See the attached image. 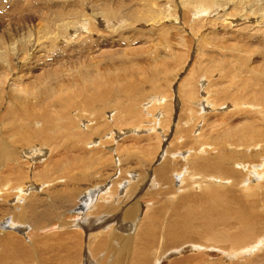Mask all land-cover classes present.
Returning a JSON list of instances; mask_svg holds the SVG:
<instances>
[{"label":"bare ground","instance_id":"1","mask_svg":"<svg viewBox=\"0 0 264 264\" xmlns=\"http://www.w3.org/2000/svg\"><path fill=\"white\" fill-rule=\"evenodd\" d=\"M141 1H144V8L140 7L136 13L159 3L155 0H128L125 5ZM194 2L199 3L200 6L190 11L187 7ZM240 2L243 0H178L177 4L179 8L181 7L182 18L185 19L183 21L191 22L195 17L196 20L193 21L196 25L202 17H205L204 14L208 10L217 11L225 5L223 3L234 7L240 5ZM262 2L264 3V0ZM73 3L69 5L71 22L69 18L67 20V16L62 17V23L55 25L56 31L68 32L71 23L76 26L77 22H80L76 20L82 14V10L79 9L78 4H75L76 2ZM116 4L117 9L121 10L122 6ZM116 7L114 13L120 11ZM156 7L158 11L145 10V13L152 14L154 19L165 18L162 6L158 4L153 9ZM256 7L262 9L261 4H256ZM142 14L143 12L141 17L146 19ZM171 16L173 15L170 13L169 17ZM129 18L134 19L135 14L131 13ZM243 19L240 18L238 22H243ZM245 21L248 20L245 18ZM80 23L81 29L90 34L87 28L88 20L85 19L84 23ZM240 23L232 24L240 26L245 22ZM187 26L189 24L185 23L184 27ZM184 27H179L178 31L185 33ZM195 28L196 32L200 29L197 25ZM73 32L65 43L74 38L76 31ZM87 33L85 34L88 35ZM232 34L230 33L228 37L235 41L234 45L226 49L222 48L221 53H230L224 60L221 58L216 60V56L212 55L213 52L209 49H204L205 54L203 45L202 49L199 46L201 41L193 44L192 38L187 40L181 34V46L192 48V43L194 45L192 51H199L197 53H200L202 65L205 66L208 61H213L216 64H224L223 68L219 73L217 69L215 73L219 76H215V79L211 80L208 77V80H205L202 69L195 71V61H193L191 67L186 68L185 76L177 83L175 101L172 100L173 95L168 88L161 93L159 91L164 98L161 100L152 98L148 107L142 104L143 97L139 87L130 84H126V88H123L124 101L119 103L115 95L111 94L114 90L103 87L104 81L100 75L92 76L88 80V75L95 73L90 72L94 67L90 68L89 64H86L88 67L85 65L83 68L80 67L79 72L74 75H70L69 69V71L65 70L70 63V66L73 65L74 59L78 58L70 56L74 53L72 50L87 52L97 45L92 46L90 43L91 47L87 45V48L83 42L79 43V46H73L67 57V54L56 56L55 51L51 64L41 68L52 67L48 75L54 79L53 81L57 79L58 82L63 81V85L60 84V87L49 90L43 99L32 97L30 101H26L29 104L21 102L9 104L5 101L0 107L3 108L0 111V178H3L0 181V212H2L0 213V264H159L168 253L178 255L184 248L191 254L194 253L193 256H186L187 258L184 257L174 264H217L221 259H216L214 256L221 255L228 263L241 262L248 260V257L257 251L256 249L262 247L264 243V79L248 71L251 69L250 66L244 68L243 60L238 56L242 52H249L250 48L246 51L249 47L247 45L249 43L246 42L250 41V33L239 36ZM90 36L92 35L87 36L86 40ZM220 39L214 38V40ZM168 40L164 41L165 49L172 44L171 40L167 42ZM58 42L60 41L56 38L50 40L52 45H58ZM144 44L146 43L142 45ZM172 46L169 48L170 53H176L173 60L175 65L179 66L181 59L178 60V54L175 52L178 49H171ZM56 48L54 50H62ZM1 52L3 53L0 57L4 61L9 53L7 50ZM92 52L91 55L95 53ZM261 53L264 54L263 51ZM75 54L77 56V52ZM203 55H208V58L206 56L205 59L202 58ZM236 58L238 59L235 60ZM54 65L56 68H53ZM39 70L40 67L35 70L30 68L23 73L28 76L27 79L36 82L43 74L38 73ZM63 71L65 72L62 73ZM170 72L173 74L174 71ZM75 76L78 77L72 80L71 78ZM174 77L177 79L179 74ZM221 77L225 80L223 84L219 83L218 78ZM89 82L91 85H88ZM28 85L35 86L31 83ZM158 90L162 89L159 87ZM55 100L58 102H54ZM20 101L25 102L22 99ZM50 106L60 107V111L51 114ZM107 109V113L110 109L116 110L109 120L106 112L103 113ZM143 117H147L148 124L147 121L142 123ZM173 118L176 122L172 124ZM233 118L241 122L238 128L230 129L227 127L228 121ZM83 120L86 123L79 122ZM6 121V124L10 122L11 124L4 128L2 126H5ZM57 123L59 126H56ZM123 125L126 128L128 126L134 128H131L132 132L131 130L123 132L120 130ZM136 125L138 126L135 127ZM159 128L166 129L163 133L171 129L172 143L164 150L128 149L126 153L121 154L118 147H112L110 150L114 157L115 154L117 155L115 160L112 153L109 155L98 149L105 139L116 143L121 135L128 134V137L133 136L136 139L148 137L146 140H150L151 135L158 139L162 136L157 133ZM91 135L95 138L92 139ZM116 135L117 138L114 139ZM126 139L128 138L123 140ZM28 148L31 150L30 154L40 152L41 155L37 156V160L48 161L51 163V169L59 173V176L60 173L63 176L46 184H36L34 177L37 178L38 175L30 170L37 165L33 167L28 163V161L35 163L36 157L31 155L34 159L30 160L26 156ZM65 149L67 152L70 149L72 161L65 157L69 156L65 153ZM73 149H78L76 151L80 153H74L73 156ZM60 150L64 151L65 155L60 158L61 161L56 162L53 159ZM84 158L95 159L100 163L109 161V169L113 174L112 177L115 178L114 181L108 176L107 183L104 182L106 184L97 182L99 184L96 186L97 189H87L85 193L81 190L76 192V187L78 189L81 184L83 185L89 176V179L92 175L97 177V167L92 173L90 164L82 165V162H85ZM123 158L126 159L125 161L131 159L140 166L138 174L121 172ZM57 159L59 160V157ZM72 166H78L79 171H74ZM33 173L34 176L31 177ZM64 176H74L77 179L64 178ZM8 178L12 179L14 185L22 184L11 187ZM202 182H213L214 185L190 193L188 188L192 184L204 185L205 183L200 184ZM31 197L37 198L30 200ZM74 200L76 203L72 204ZM8 207H11L13 212L6 217ZM13 214H18L17 220L14 219ZM19 238H22L29 249ZM211 254L214 255L210 256Z\"/></svg>","mask_w":264,"mask_h":264},{"label":"rangeland","instance_id":"2","mask_svg":"<svg viewBox=\"0 0 264 264\" xmlns=\"http://www.w3.org/2000/svg\"><path fill=\"white\" fill-rule=\"evenodd\" d=\"M69 1H72V2H66V1L63 2L60 0H0V54L3 53L1 51L7 50L9 53V56L11 55L10 57L7 56L4 61H2L1 57H0V107L3 103H5V101L9 102V104L10 103L17 104L19 102L29 104L26 101H28V100L30 101V99H32V97H38V98L43 99L47 95L49 90L56 89V88L60 87V84L62 86L63 81L58 82L57 78H56L57 80L53 81L54 79L50 78V76L48 75V73L50 72L49 69L51 70L52 67L49 69H45V68H41V67L42 66L45 67L46 64L47 65L51 64L50 61L54 60L52 57H54L55 51H56V56L59 54H63V56H65L67 54L66 55V57H67V56H69V51L71 52V49L73 48V46H75V47L79 46V43H82V42L85 45V47H87V45H90V47H91V44H92V46L93 45L94 46L97 45V46L92 47L91 50H89L90 52L87 51L89 54H87V52H84V50H82V51L77 50V49L72 50V52H74V53H71L70 56L71 57L72 56L78 57V58H76L77 60L74 59V62L72 61L73 65L70 66L71 65V63H70L69 67H66L65 70L66 71L70 70V75H74V74L78 73L79 72L78 69L80 67L83 68L84 65H85V67H88V66H90V68L94 67V69L90 72H95L97 74L91 73L90 75H88V80H90V78L92 76L100 75L102 77V80L104 81V83L102 84L103 87L105 89H108V90L109 89L114 90L111 94H113V96L115 95V99L118 100L119 103L124 101V97L122 95V90H123V88H126V86H125L126 84H130V86H132V85L136 86V88L139 87L138 88L139 92L141 91V95L143 97L142 98L143 103L142 102L141 103L144 105V107H148L149 105H151L149 103H150L152 98H158L160 100H161V98H164V96H161L160 93L163 92L165 89L168 90V88L170 89L171 94L173 95L172 100L175 101V98L177 97V95H176L177 94L176 93L177 83L180 82L182 77L185 76L187 69H189V67H191V64L193 61H195V71H197L198 69H202V74L205 77L204 78L205 80H208V77H210V79L213 80V78L215 79V76H219L218 73L222 70L224 64L223 65L222 64H216L213 61H208L205 64V66L202 65L201 59L199 58V57H201L199 55L200 53H197L199 51H197V52L192 51V49L194 47V45H192V43H191L192 48L191 47L188 48V46H181V44H180L182 42V39L180 38L181 34L184 35L187 38V40H190L192 38L191 41L193 42V44H194V42L200 43V41H201V43H200L201 45H199V46L201 47L203 45V51H205L204 52L205 54H206V50H204V49H209V50H212V52H213L211 54L216 56V58H217L216 60H219L220 58H221V60H224L228 57V54H230V53L229 52H227L226 54L221 53V52H223L222 48L223 47H225L223 49L229 48V47H231V45H234V42H235V41H232V39L230 37H228V36H230L229 34L234 33V34H237V36H239L241 34L247 35L248 33H250V36H249L250 41L246 42V43H249V44H247V45H249V47L246 48V51H248L250 48L249 52L248 53L242 52L238 56L240 57L239 59L243 60L242 62L244 63V68L250 66L251 69H249L248 71H252L257 76L264 79V56H263L264 54L261 53L262 51L264 52V3L262 2L263 0H243V2H240L241 3L240 5L237 4L234 7H230L229 6L230 4L223 3L225 5H222V7L220 9H218L217 11L208 10L207 13L204 14L205 17H202L200 19L199 24L196 23V25L199 26V28H200L197 30V32H196V28H195L196 25L194 24V21L196 20L195 17H194V19L191 20V22H186V21L184 22L183 21L185 19L182 18L181 7L179 8V5L177 4L178 0L175 2L172 0H165V1L163 0V2L161 0H155L159 3H155L152 6V8H150L151 7L150 6V7H147L146 9L142 10L146 19L141 17L142 12L136 13V11L140 7L144 8L143 7L144 1L138 2L136 4L132 3V4H126V5H125V3H127L128 0H69ZM15 2L17 4H15ZM73 2H76L75 4H78L80 6L79 9L82 10V14H80L79 17H77L76 22L80 21V22L84 23L85 19H86V21L88 20L89 25L87 28H88V32L90 34H88L86 31H83L81 29V27H80L81 23L80 22H77L76 26L73 23H71L70 24L71 26L69 27L68 32L67 31L64 32L62 30L56 31L55 25L58 23H62L61 22L62 17L67 16L66 18L68 20L69 14H70V8H71V7H69V5L74 4ZM116 3H119L120 4L119 6H122L121 10H120V8L117 9L118 6L116 7V5H117ZM158 4H160L162 6V10L164 11L163 16L165 18H163V19H157V18L154 19L153 18L154 16L152 14L150 15L149 13H147L149 15L148 16L145 13L146 11L150 12L151 10L152 11L153 10L158 11L159 10L158 7L153 9ZM256 4H261L260 8H262V9H258L256 7ZM113 6L116 7V9L120 10V11L114 13L113 10L115 8ZM199 6H200L199 3L194 2L190 5H188L187 8L190 11H193L195 8H198ZM250 9L252 12L250 11ZM247 10H249L250 13ZM112 13H114V14H112ZM131 13L135 14L134 19L129 18ZM170 13L173 16L169 17ZM247 15H249V16H247ZM84 16H86V17H84ZM200 16H202V15H200ZM243 17H244V19H243ZM92 18H93V20H92ZM227 18L228 19L230 18V19L228 20ZM240 18L243 19L244 20L243 22H245V23L241 22V23H243L242 25L233 26L235 23H237V24L240 23V22H238V20ZM245 18L248 21H245ZM71 20H72V18H69L70 22H71ZM226 20H227V22H226ZM89 21L90 22L95 21V22H92V24H94V25H92ZM259 21H261V22H259ZM185 23L189 24V26H187V28L184 27ZM191 23H193L192 24L193 26H191ZM226 23H227V25H226ZM232 23H234V24H232ZM253 24H254V26H253ZM228 25H229V27L230 26L231 27L228 28L227 27ZM255 25H256V27H255ZM259 25L261 26V28ZM179 27L180 28L184 27V30L186 32L185 33L179 32L178 31ZM246 27H247V29H246ZM172 28H174V30ZM191 28L193 29V32H192ZM77 29H80L81 31L79 32ZM186 29L189 31H187ZM90 30L92 32H90ZM73 31L78 32V33L75 32V35L77 37L75 38V35H74V38H71L70 42L65 43V41H67L73 35V33H74ZM99 31H101V32H99ZM69 32H70V35H69ZM84 32L87 33L88 35H86ZM80 33H84L85 36H84V34L82 35ZM54 34H55V37H54ZM78 34H80L81 37H79ZM89 35H92V36L88 37V40H86L87 36H89ZM216 35H218V36H216ZM83 36L85 37V39ZM1 38H2V40H5V41H2ZM51 38L59 39L60 42H58V45L50 44ZM210 38L211 39L213 38V39L211 40ZM214 38H216V39L221 38L222 40L221 39L220 40H214ZM83 39H84V41H83ZM74 40H76V41H74ZM165 40H168L167 42H170V40H171V42H172L171 45H173L171 47V49H175V48L178 49V50H175V52H177V54H178V57H179L178 60L181 59L180 62L178 61L179 62L178 64H180L179 65L180 67L176 66L175 60H173V59H175L174 56L176 55V53H174V54L172 52L170 53L169 48L171 45H169V47L167 49H165L166 46L163 45V44H166L164 42ZM62 41H64V43L61 44ZM214 41H218V42H214ZM258 41L261 42V44ZM143 43H146V44L142 45ZM197 43H195V46ZM127 44L129 46H127ZM64 45H65V48H64ZM12 46H14L15 48L14 47L12 48ZM98 46H100V47H98ZM236 46H237V44H236ZM4 47H6V48L4 49ZM80 47L85 48L84 46H80ZM97 47L99 50L97 49ZM55 48L56 49L61 48L62 50H54ZM93 48H96V49H93ZM92 49H93V52H95V53L92 52ZM201 49H202V47H201ZM164 51H166V52H164ZM188 51H189V53H188ZM76 52H77V56L75 54ZM91 52L93 53L92 55H91ZM193 52H195V53H193ZM84 53H85V55H84ZM113 53L115 55H113ZM78 54H80V55H78ZM81 54L84 57H81L82 56ZM110 54H112V55H110ZM193 55H194V57H193ZM203 56H202V58H204V59H205V56H206V58H208V55H203ZM111 57H112V59H111ZM8 58H11V59L9 60ZM186 58H187V62H186ZM101 59H102V61H100ZM237 59L238 58H236L235 60H237ZM10 62H12V63L10 64ZM184 62H186V63L184 64ZM86 64H89V65L87 66ZM186 64H187V66H186ZM226 64H228V63L226 62ZM66 66H68V65H66ZM38 67H40V70L38 71V73L41 72L43 74H41L38 77L36 82H34L33 80H30V79H27L28 76L26 77L23 72H25L27 69H30V68L35 70ZM53 68H56V65H54ZM74 68H75V70H74ZM71 69H73V70H71ZM217 69H219V71H218V73H215V72H217ZM61 70H63V69L61 68ZM169 70L174 71L176 74L178 73L179 77L177 79H175L174 76L176 74L174 72L172 74V72H170ZM64 72L65 71H63L62 73H64ZM66 73H68V72H66ZM208 75H211V76H208ZM65 76H63V77H65ZM78 76H75L71 79L74 80ZM164 76H166V77L171 76V77L166 78ZM221 78H218L219 83L221 82L223 84L225 80L223 78L222 79ZM90 82L88 85H91ZM29 83L34 84L35 86L34 87L29 86L28 85ZM13 84H15V85H13ZM155 87H156V90H154ZM159 87L162 90H158ZM213 89H215V86L213 87ZM213 89L210 88V90H213ZM159 91H160V93H159ZM165 95H166V93H165ZM20 99H22L25 102L20 101ZM56 101L57 100H55L54 102H56ZM147 102H148V104H147ZM156 107H158V106H156ZM2 110H3V108H0V111H2ZM49 111L51 114H54V113L60 111V107L50 106ZM104 112H106L107 120H109L112 117L113 112L115 113L116 110L110 109L109 113H107L108 112V109H107V110H104L103 113ZM110 112H111V114H110ZM86 118L88 119V115L86 116ZM209 118H211V117L209 116ZM234 119L235 118L230 119L228 121V126H227L228 128L234 129V128L239 127V123L241 122V120L239 121V120H234ZM142 120L144 121V122H142L143 124L146 121H147V124L149 122L147 117H143ZM88 121H90V120H88ZM79 122L80 123H82V122L86 123L85 120L79 121ZM173 122H176L175 118H173L171 120L172 124H173ZM6 123H7V121L5 122V126H2V127L6 128L7 125L11 124V122L10 123L8 122L9 124H6ZM56 126H59V124L57 123ZM137 126L138 125H136L135 127H137ZM128 127L126 128L124 126L120 130L124 132V131H130L131 128H134L132 126H128ZM159 129H158L157 133L158 134L160 133L162 136H165V138L164 137L162 138V136L159 135L160 138L155 139V137L150 135L149 136L150 140H146V139H148V137H146V138L145 137H138V139H136V137L134 138L133 136L128 137V134H127L126 136L121 135L120 136L121 138L116 140L117 144L115 142L113 143L112 141H108V139H105L102 142L101 147L98 149L104 151L105 153L107 152L106 154L109 153V155L113 154L110 150V148H112V147H114V148L118 147L121 154L126 153L128 151V149H130L131 151H134V150H141V151L145 150V151H147L148 148L149 149L151 148L152 150H156V149L164 150L165 148L168 147V145L171 146V144H170V143H172V141H170L172 139V135L170 136L171 129H169V132H166V133H163L164 130H166V129H163V130L160 129V132H159ZM208 129H210V128H208ZM132 130L130 132H132ZM117 131H119V130H117ZM121 131H119V132H121ZM150 133H152V132H150ZM195 133H196V131H195ZM50 135H52V133H50ZM99 136H100V133H99ZM101 136L103 137L104 134L102 133ZM93 137L95 138L94 135L92 136V139H93ZM116 138H117V135L115 136L114 139H116ZM122 138L123 139L128 138V139H126V141H125ZM135 142H137V143H135ZM118 144H119V146H118ZM106 148H108V149H106ZM69 150L67 152V149H65V151H66L65 153L69 154ZM76 150H78V149L72 150L73 156H75L74 153H76V154L80 153ZM27 151H28V153L26 154V156L30 160L34 159L33 157H36L35 163L28 161V163H30L29 165H32L33 167H35L36 165L38 166V167L36 166L35 168H31V170H30L32 172L34 171L35 174L38 175L37 178L34 177V181L36 184H42V183L46 184L48 182H51V180H53V181L56 179L58 180L63 176V175H61V173L59 176L58 175L59 173H57L54 169H51V166H50L51 163H49L48 161H46V160L39 161L40 159L37 160V158H38L37 156L41 155L40 152L30 154V152H31L30 148H28ZM65 153H64V151L60 150L59 153H57L54 156L53 160H55L56 162L61 161L62 159H60V158L64 157ZM31 155H33V157ZM112 156L114 157V154ZM57 157H59V160L57 159ZM65 157H68V159H71L70 154H69V156H65ZM107 157L110 158V156H107ZM114 158H115V160H117L116 154H115ZM83 160L85 162H82V165L86 166L87 164H90L89 167L92 169L91 170L92 173H93V171L96 170V167H97V170H98L96 172L97 177L92 175L91 179H89V177H90L89 176L86 179V181L83 183V185L81 184L78 187V189L76 187V192H79L81 190L85 193L86 191H88L87 189H91V188L97 189L96 186L97 185L99 186L98 183L104 185L107 183L106 181H108L107 180L108 176H110V178L113 176L112 172H110L111 169H109V161H105L104 163H100V161L97 162V161H95V159L89 160V159L84 158ZM125 160H124V158L122 160V162L123 161L124 162L121 164L122 165L121 169H120L121 172H131L133 174H138L140 166L135 161H131V159L127 160V161H125ZM69 161H72V159ZM72 167H73L74 171L75 170L79 171L78 166H72ZM92 167H95V169H93ZM21 170H24V169H21ZM33 176H34V173H33V175H31V177H33ZM5 177H7V175H5ZM65 177H73V178L77 179V177H74V176H64V178ZM112 178H111V180L114 181L115 178H113V179ZM2 179L3 178H0V181H2ZM8 179L11 182V187H15V186L22 184V183H19V184L14 185L12 179H10V178H8ZM27 182L28 181H26V184H27ZM104 182H106V183H104ZM203 183H205V184L204 185H198V184L193 185L192 184L188 188V190L190 191V193L192 191L197 192L199 188L202 190L203 188H205L207 186H213L214 185L213 182L212 183L202 182L200 184H203ZM174 187H176V186H174ZM32 198H37V197H31L30 200H32ZM76 200H74L72 202V204H75ZM144 202L145 201H143V204H144ZM145 205H147V203H145ZM6 209H7V213L5 216L9 217V215L13 212V209L11 207L10 208L8 207ZM0 213H2V212H0ZM13 215H14V219L17 220L18 214H13ZM69 219H70V217H69ZM19 240H21L22 243L25 246H27L25 244V242L22 240V238H19ZM27 248H28V246H27ZM259 248L256 249L257 251L254 252L250 257H248L249 258L248 260H243L241 262H229L228 263L226 258L224 259L223 256H221V255L214 256V258L221 259V260H218L219 262L217 264H264V243H263L262 247H259ZM183 250H182V252H180L181 254H178V255H176V253H174V255H171V254H173L172 252H171V254L168 253L167 256L163 257V260H161V262L159 264H167V263L168 264H174L175 262H180L182 260V258L184 259V257L187 258L186 256H190V255L193 256L192 254H194V253L191 254V252H188V249L184 248ZM212 255H214V254H211L210 256H212Z\"/></svg>","mask_w":264,"mask_h":264}]
</instances>
